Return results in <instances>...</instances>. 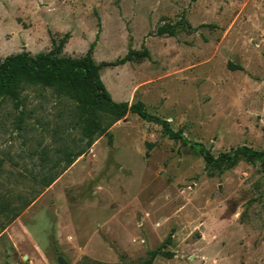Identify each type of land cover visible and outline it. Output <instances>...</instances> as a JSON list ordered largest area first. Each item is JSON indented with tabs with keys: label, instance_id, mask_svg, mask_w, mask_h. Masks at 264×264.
Returning a JSON list of instances; mask_svg holds the SVG:
<instances>
[{
	"label": "rangeland",
	"instance_id": "rangeland-1",
	"mask_svg": "<svg viewBox=\"0 0 264 264\" xmlns=\"http://www.w3.org/2000/svg\"><path fill=\"white\" fill-rule=\"evenodd\" d=\"M67 33L65 57L148 51L101 68L116 101L216 157L264 150V0H0V63ZM85 144L76 101L34 86L0 99V264H142L170 234L153 264H264L263 160L209 166L128 113L43 185Z\"/></svg>",
	"mask_w": 264,
	"mask_h": 264
},
{
	"label": "trees",
	"instance_id": "trees-1",
	"mask_svg": "<svg viewBox=\"0 0 264 264\" xmlns=\"http://www.w3.org/2000/svg\"><path fill=\"white\" fill-rule=\"evenodd\" d=\"M160 33L174 35L173 31L166 28H161ZM69 37L70 34L67 33L59 42L52 38V49L48 53L32 55L23 51L6 57L0 63V99H11L18 105L22 101L25 87L34 86L52 89L57 94L64 95L77 103L82 134L86 139L85 147L74 158L69 159L68 164L60 172L50 178H42L43 185H51L78 157L91 148L98 138L105 135L115 123L126 117L128 113H134L147 122L160 125L169 138L181 140L184 144L196 149L209 166L220 169L222 167L230 168L236 165L240 158L260 159L264 162V150L259 151L248 146L238 147L216 157L203 144L188 140L182 130L172 129L167 120L149 113L143 101L138 100L132 104L116 101L101 79V68L123 65L133 57H149L147 50H130L123 58L113 62L102 61L98 64L93 56L94 45L83 57L61 56ZM229 67L243 69L239 65L230 64ZM109 137L111 138L112 135L109 134ZM53 167L50 169L52 170ZM171 242L172 235L170 234L157 249L149 253V257L142 264H153L161 254L172 257V252L163 251L166 245H170Z\"/></svg>",
	"mask_w": 264,
	"mask_h": 264
},
{
	"label": "water",
	"instance_id": "water-1",
	"mask_svg": "<svg viewBox=\"0 0 264 264\" xmlns=\"http://www.w3.org/2000/svg\"><path fill=\"white\" fill-rule=\"evenodd\" d=\"M58 264H69L64 257L60 256L58 258Z\"/></svg>",
	"mask_w": 264,
	"mask_h": 264
}]
</instances>
